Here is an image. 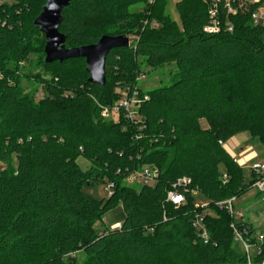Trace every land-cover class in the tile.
<instances>
[{
  "label": "trees",
  "instance_id": "obj_1",
  "mask_svg": "<svg viewBox=\"0 0 264 264\" xmlns=\"http://www.w3.org/2000/svg\"><path fill=\"white\" fill-rule=\"evenodd\" d=\"M13 1L0 5V264H79V254L80 264H248L232 224L249 236L255 229L219 205L246 195L256 175L246 183L220 142L248 132L264 144V26L253 24L251 12L227 18L221 6V31L206 33L215 0L179 1L180 24L165 16L167 0H74L60 27L67 48L135 37L108 55L101 86L89 84L84 59L44 62L46 39L34 22L47 0ZM135 5L147 7L132 14ZM34 46L50 75L40 102L23 92L17 73ZM173 64L170 85L141 91L149 98L142 124L101 116L118 85L133 88L143 67ZM145 166L160 170L154 186L125 184ZM183 178L191 180L178 187L186 203L175 206L168 194ZM109 183L107 199L84 192ZM199 194L206 207L196 204ZM119 204L126 213L120 228L98 231ZM261 251L253 264H263L264 245Z\"/></svg>",
  "mask_w": 264,
  "mask_h": 264
},
{
  "label": "rangeland",
  "instance_id": "obj_2",
  "mask_svg": "<svg viewBox=\"0 0 264 264\" xmlns=\"http://www.w3.org/2000/svg\"><path fill=\"white\" fill-rule=\"evenodd\" d=\"M181 0H167L164 14L169 17L171 20L180 24V16L177 11L176 5ZM13 0H0V5L8 3L12 4ZM146 5H135L130 8V13L137 14L142 13L146 9ZM145 25V24H144ZM162 26L159 23L158 28ZM131 42L135 40V37H128ZM40 52V51H39ZM38 52L36 46L32 48L30 54L27 56L26 60L22 61L19 65L18 75L21 80V88L25 94H33L35 101L40 102L43 100L45 95L44 84L42 81L48 80L50 75H45L42 66L38 63L40 53ZM177 72L176 65H167L160 67L158 69H149L143 67L141 74L146 75V80L142 82H138V86L144 93L151 92L157 88L170 85L172 77ZM202 127L207 128V124L205 121H202ZM237 137V138H236ZM236 138L240 144L235 150V154L240 159L241 156H244V159H240L239 166L242 168L243 177L245 178L246 183H250L253 179L252 172L250 170L254 161H258L261 164H264V144L258 137H253L250 133L245 132L241 133L232 138L231 141H234ZM250 149V156L245 155L247 151H241L242 149ZM246 152V153H245ZM248 156V157H247ZM248 160L249 163L245 162ZM79 166L86 170L89 167V164L83 159L80 158L78 160ZM2 169H5L4 165L0 166ZM264 176V175H263ZM126 185L130 187H134L136 189H140L142 187L141 183L134 182L129 180L125 182ZM84 192L97 200L107 199L109 197L108 192L106 191V185H98L96 187H87L84 189ZM207 199L199 194L196 196V204L204 205L206 204ZM234 210L238 213L236 220L238 222H246L248 224L254 225L255 229V240L256 243L264 245V240H259L260 235L264 234V193L258 195L257 189L250 190L246 195L237 200L234 204ZM126 218V213L122 204H119L117 207L110 210L103 218L102 223L96 224V229L100 232L104 231L105 228H112L117 223L124 222ZM121 226V225H120ZM114 227L112 229L120 228ZM259 241V242H258ZM254 243V244H256ZM235 248L241 253H244L243 246L240 243H235ZM78 263L80 264L84 259L83 254H79L77 256Z\"/></svg>",
  "mask_w": 264,
  "mask_h": 264
},
{
  "label": "built area",
  "instance_id": "obj_3",
  "mask_svg": "<svg viewBox=\"0 0 264 264\" xmlns=\"http://www.w3.org/2000/svg\"><path fill=\"white\" fill-rule=\"evenodd\" d=\"M221 6H223L226 17L237 16L239 13L251 12L253 24L255 26H264V0H215L212 8L209 11L211 22L204 28V31L208 34H217L221 31ZM145 26H149L152 29H158L159 23L156 21H146ZM226 29L232 32L234 27L231 22L226 23ZM132 45V42H131ZM131 47V46H130ZM145 74H140L137 81L142 82L146 80ZM141 88L139 86L128 87L124 85H118L115 90L117 99L112 106H101V116L104 119L113 120L119 122L120 117H124L126 120L134 124H142L143 118L140 114V108L142 104L149 98L147 95L141 96ZM143 127H141L142 129ZM222 146L224 144L220 142ZM235 163H238L237 159H234ZM251 172L256 175L253 187L261 194L264 193V164L256 163L250 168ZM160 177V170L154 166H145L141 171H137L131 174L126 182L132 180L134 182H140L142 186H154ZM226 178V177H225ZM191 180L183 178L178 180L177 185L174 186V191L168 194V201L175 206H182L186 203V196L178 191V187H189ZM114 190L113 184L106 185V191L109 196H112ZM192 194H197V190L191 191ZM206 207L207 204L200 205ZM222 208H226L228 212L235 218L238 213L234 210L233 201H228L219 205ZM196 226L202 232V237L208 241V234L203 226V222L199 219ZM232 228L235 234V242L240 243L243 246L245 256L247 257L248 264H253L254 257L261 254L260 243L254 244L252 242L254 236H249L248 230H240L236 224H232ZM259 240H264V234H261ZM259 242V241H258ZM264 264V262H263Z\"/></svg>",
  "mask_w": 264,
  "mask_h": 264
},
{
  "label": "water",
  "instance_id": "obj_4",
  "mask_svg": "<svg viewBox=\"0 0 264 264\" xmlns=\"http://www.w3.org/2000/svg\"><path fill=\"white\" fill-rule=\"evenodd\" d=\"M74 0H47L42 13L35 20L34 25L46 39V64L64 63L69 60L84 59L86 72L90 75L89 84H106V60L108 55L117 49H127L131 40L127 36H103L94 45L67 48V37L60 32L63 22V11Z\"/></svg>",
  "mask_w": 264,
  "mask_h": 264
},
{
  "label": "crops",
  "instance_id": "obj_5",
  "mask_svg": "<svg viewBox=\"0 0 264 264\" xmlns=\"http://www.w3.org/2000/svg\"><path fill=\"white\" fill-rule=\"evenodd\" d=\"M237 138V137H236ZM236 138H234L235 140L234 141H231V140H229L227 143H225L224 144V148H225V150L228 152V154L233 158V159H237L238 160V164H240V159L242 158V159H244L245 157L244 156H241V158L239 159L238 157H237V155L235 154V150H236V148L239 146V144H240V142L236 139ZM248 149H250L249 147H247V149H242L241 148V151L243 152V151H247V153L245 154V155H248V156H250V154H251V152H250V150H248ZM247 156V157H248ZM246 159V158H245ZM245 162H247V163H249L248 162V160H246ZM256 163H260V162H258V161H254L253 162V164H256ZM252 164V165H253ZM254 189V188H253ZM258 195H259V192H258ZM207 204V203H206ZM121 224H116V225H114L112 228H114V227H118V226H120ZM252 225V224H251ZM252 226H254V225H252ZM255 227V226H254Z\"/></svg>",
  "mask_w": 264,
  "mask_h": 264
}]
</instances>
